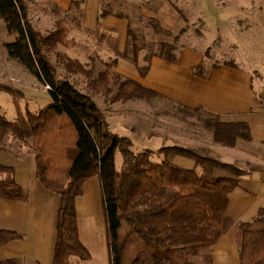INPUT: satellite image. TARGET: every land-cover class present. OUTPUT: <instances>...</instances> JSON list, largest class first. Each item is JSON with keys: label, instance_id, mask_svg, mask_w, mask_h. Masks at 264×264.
Instances as JSON below:
<instances>
[{"label": "trees", "instance_id": "16d2710c", "mask_svg": "<svg viewBox=\"0 0 264 264\" xmlns=\"http://www.w3.org/2000/svg\"><path fill=\"white\" fill-rule=\"evenodd\" d=\"M107 15L112 13L103 12V16ZM0 19L15 37L7 45L9 57L19 61L48 87L51 96V103L38 114L26 110L25 116L15 122L0 115V150L7 151L6 140L11 135L24 144L32 138L35 140L36 176L47 190L61 198L53 264H70L73 256L81 260L90 258L79 239L76 199L83 194L85 182L96 176L101 181L111 264H199L193 258L203 254L208 261L204 264H213L209 250L227 230L229 194L238 187L239 178L250 172L177 145L158 152L185 156L193 159L196 166L220 170L230 176L206 179L173 162L153 161V150L136 154L132 140L112 132L110 123L90 95L57 78L45 47L53 50L68 45L65 22L58 20L56 29L42 38L23 0H0ZM155 26L158 28V24ZM129 36L134 40L132 48L120 57L136 65L144 77L149 67L139 65V54L144 48L135 41L132 30ZM158 49V53L145 57L147 64L154 56L179 62L180 53H174L171 42L163 39ZM59 57L67 69L86 76L93 93L112 95L113 103L162 98L139 82L112 71L117 59L107 63L105 71L97 73L66 54ZM217 67L196 66L194 75L208 79L211 70ZM113 87H117L114 93ZM1 91L9 92L5 87ZM208 114L212 118L207 126L215 144L233 149L239 139L251 141L247 123L225 122L219 115ZM118 153L122 156L121 168L116 164ZM15 174L14 167L0 164V199L28 198V189L16 181ZM238 228L240 264H264V207L254 219L239 224ZM21 239L24 235L0 230V245ZM0 264L19 263L10 260Z\"/></svg>", "mask_w": 264, "mask_h": 264}, {"label": "rangeland", "instance_id": "374dc122", "mask_svg": "<svg viewBox=\"0 0 264 264\" xmlns=\"http://www.w3.org/2000/svg\"><path fill=\"white\" fill-rule=\"evenodd\" d=\"M23 2L42 38L56 29L58 20L65 22L68 45L53 50L45 47L47 58L56 68L57 78L90 95L111 123L112 132L132 140L136 154L152 149L155 150L153 161L176 163L177 156L157 150L167 145L197 146L198 140L210 144L212 139L207 121L212 116L200 109H183L156 98L149 102L132 99L113 103L112 95L93 93L84 74L67 69L60 54H66L82 62L87 69L94 68L99 73L106 70L107 63L119 61L122 59L120 54L131 50L134 40L129 33L132 30L135 41L144 48L139 58L145 67V57L158 53V44L166 39L173 44L176 54L183 48L202 51L208 68L233 64L248 71L254 86L255 109L264 110V0H72L68 11L58 8L56 0ZM88 5H93V9L98 5V23L94 29L82 26ZM164 7L168 12L163 14ZM106 11L112 15L103 16ZM160 18L171 24L165 27ZM14 40V35L7 31L0 19V88L9 90L0 92V115L10 122L25 116L26 110L38 114L51 103L47 87L19 61L9 57L7 45ZM112 71L115 72V67ZM116 89L113 87V93ZM196 151L212 156L201 149ZM116 164L121 168L120 153ZM188 166L206 179L217 178L216 173H222L196 165L193 167L192 162ZM230 198L227 227L234 222L232 217L242 207V201L237 200L236 195ZM236 237L239 245L238 227ZM193 260L199 264L208 262L204 254Z\"/></svg>", "mask_w": 264, "mask_h": 264}, {"label": "crops", "instance_id": "0c3cea01", "mask_svg": "<svg viewBox=\"0 0 264 264\" xmlns=\"http://www.w3.org/2000/svg\"><path fill=\"white\" fill-rule=\"evenodd\" d=\"M56 2L63 11L70 10L72 6V0ZM93 8V5L87 6L86 18L82 24L89 29H94L98 23V5L96 9ZM165 11L164 7L161 12L164 14ZM161 21L165 27L171 24L168 20L166 21L169 23ZM179 53L178 63L159 56L151 58L144 77H141L136 65L125 59H119L115 71L162 96L156 99L183 109H200L219 115L225 122H245L250 126L251 141L239 139L233 149L217 145L213 140L210 144L198 140L197 146L177 145L201 149L222 162L250 172L248 176L239 178L238 187L229 194L228 211L230 197L233 195L242 201L240 211H236L237 214L232 217L234 222L210 248L213 264H240L237 227L246 222V219H254L264 207V110L255 109L254 86L248 71L224 64L212 69L208 79L200 78L194 75V68L199 65L207 67L206 55L193 48H183ZM141 61L139 58L140 66L143 63ZM210 136L212 139V134ZM146 138H149L147 134ZM6 144L7 151L0 150V164L15 168V179L28 189V198L0 199V230L24 235V239L0 245V262L13 260L19 264H53L60 195L47 190L36 176L37 151L33 138L28 144H24L11 135ZM172 146L175 145H167L165 148ZM175 159L176 163H173L177 166L180 165L179 162L184 163L179 166L182 168L192 169L188 168L191 162L193 167L196 165L193 159L185 156L177 155ZM216 174L218 177L230 176L225 172ZM76 213L79 239L89 251L90 258L81 260L73 256L70 264H111L101 181L98 176L85 182L83 194L76 199Z\"/></svg>", "mask_w": 264, "mask_h": 264}, {"label": "built area", "instance_id": "2783aa9c", "mask_svg": "<svg viewBox=\"0 0 264 264\" xmlns=\"http://www.w3.org/2000/svg\"><path fill=\"white\" fill-rule=\"evenodd\" d=\"M48 88V87H47Z\"/></svg>", "mask_w": 264, "mask_h": 264}]
</instances>
